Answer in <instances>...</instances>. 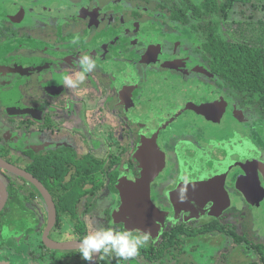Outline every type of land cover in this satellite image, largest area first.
I'll list each match as a JSON object with an SVG mask.
<instances>
[{"label":"flooded vegetation","instance_id":"obj_1","mask_svg":"<svg viewBox=\"0 0 264 264\" xmlns=\"http://www.w3.org/2000/svg\"><path fill=\"white\" fill-rule=\"evenodd\" d=\"M169 2L0 0V82L10 84L0 103V158L41 187L0 169V264H87L77 251L79 239L99 220L124 230L110 216L122 203L117 184L147 171L139 155L154 136L167 137L162 147L176 155L172 163L180 170L174 188L160 192L176 200L183 189L184 198L180 213L174 209L181 218L167 212L145 247L159 248L164 232L175 227L200 232L196 240L181 234L180 247L170 241L162 258L137 257L148 264L168 258L175 264H264V232L253 225L252 209L229 206L208 218L226 202L227 174L238 167L233 181L245 185L258 168L255 157L245 148L231 151L232 142L202 149L194 142L200 132L182 127L193 116L221 124L223 101L233 113L250 104L211 72L204 35L173 20L167 9L177 4ZM55 4L91 8L68 23L40 9ZM141 27L145 32L137 31ZM82 53H91L97 68L78 89L65 88L63 69ZM218 114L219 121L212 117ZM237 151L252 159L236 162ZM197 163L206 166L197 170ZM191 178L205 184L200 188ZM96 264L123 260L112 256Z\"/></svg>","mask_w":264,"mask_h":264},{"label":"rangeland","instance_id":"obj_2","mask_svg":"<svg viewBox=\"0 0 264 264\" xmlns=\"http://www.w3.org/2000/svg\"><path fill=\"white\" fill-rule=\"evenodd\" d=\"M157 1L164 3L165 0ZM167 1L169 5H171L169 0ZM180 1L181 0H174L177 5H180ZM90 8L91 7L87 8L86 5H83V7L71 9V7H60L55 4L50 8L43 6V8L40 9L46 11L48 14L61 17L67 20L66 22L70 23L73 15L80 17L82 13ZM141 11H144V9ZM260 20H264V0H253V4L247 5L237 4L234 6L229 17V21L231 22L247 21L249 24H256V22ZM137 31L145 32V29L141 27L137 29ZM200 43L201 42L198 41L197 44ZM243 98L247 100L248 106L250 104L248 109H244L247 114L241 111L233 113L223 101L224 117L222 118L221 124H204L193 116L187 118L182 127L186 129L189 127L188 124H191L200 132L198 135L194 136V142H198V147L202 149H208L212 145H218L219 147L224 143L232 142V146L230 147L231 151L245 148L255 157L258 168L253 174L250 173V175H254V177H251L245 185H241L239 181L237 183L238 185H235L233 181L232 176L240 171L238 167H234L235 169L227 174L225 182L227 188L226 202L222 203L217 208L215 215H208V218L219 217L229 206L231 207L230 209L237 208L244 213L252 209V213L255 216L253 225L256 227L257 231L261 230L264 232V120L260 117L261 112L257 110L258 105L256 99H250L246 96ZM249 116L253 119L249 118ZM250 120H253V124H251ZM108 124H112V122L110 121ZM15 132L16 130L12 129L10 134ZM166 138L165 136L164 139L160 140L155 136L147 137L146 143L143 144L140 150L142 152L145 150V152L139 155L141 158L140 163L141 165L147 166V171L140 175L139 179H130L125 182L119 181L117 184L118 190L123 195L121 200L122 203H120L119 210L110 209V216L116 224H122L124 230H140L149 233L152 237L157 231V228H159L158 225L162 224L163 226L166 223L167 212L173 215H176L178 212L180 213V210H178L179 206L182 205V202H179L180 198L176 200L166 199L160 192L166 191V189H173L175 184L173 180L178 179L180 173V170L176 169L174 163H172L175 161L176 155L169 154L164 150V147H162V141L168 140ZM201 160L204 159L202 158ZM200 163L196 165L197 170H199L201 166H206ZM181 168L183 170V166H181ZM203 175L204 174L201 173L199 177H203ZM198 179H192L191 181L197 183V185L202 188L201 186L205 183L201 181L203 180L202 178L200 180ZM130 182H134V184L131 185ZM132 189L136 194L130 193ZM154 190L160 194L154 193L155 196L152 193ZM191 198H193L192 203L195 205L201 202L200 199ZM157 200H159V202ZM170 201L172 203H170ZM174 209H177V213ZM223 209L224 211L221 212ZM179 217L176 216L177 219ZM206 219L207 218L204 216L202 220ZM98 223V225L103 224L108 226L100 220ZM132 260L136 264H148V262L141 257H136L127 261L123 260V264H132ZM164 264H175V261L168 258Z\"/></svg>","mask_w":264,"mask_h":264},{"label":"trees","instance_id":"obj_3","mask_svg":"<svg viewBox=\"0 0 264 264\" xmlns=\"http://www.w3.org/2000/svg\"><path fill=\"white\" fill-rule=\"evenodd\" d=\"M252 2L181 0V6L174 5L167 10L173 20L190 24L192 29L204 35L202 48L208 56L211 72L229 88L250 99H256L258 110L264 115V20L256 24L229 21L235 5ZM170 232H164L159 248L151 245L143 247L139 255L149 260L162 258L171 242L180 247L181 234L196 240L200 231L196 228L175 227Z\"/></svg>","mask_w":264,"mask_h":264},{"label":"clouds","instance_id":"obj_4","mask_svg":"<svg viewBox=\"0 0 264 264\" xmlns=\"http://www.w3.org/2000/svg\"><path fill=\"white\" fill-rule=\"evenodd\" d=\"M75 42L74 40L73 43ZM96 68L97 62L91 53L80 54L73 59L70 67L63 69V86L68 89H78ZM182 192L183 189L178 193L181 200L184 198ZM149 239L150 235L147 232L118 230L100 224L79 239L77 251L87 264H96V261H104L112 256L127 261L137 257L140 250L148 244Z\"/></svg>","mask_w":264,"mask_h":264},{"label":"water","instance_id":"obj_5","mask_svg":"<svg viewBox=\"0 0 264 264\" xmlns=\"http://www.w3.org/2000/svg\"><path fill=\"white\" fill-rule=\"evenodd\" d=\"M2 77V75H1V73H0V78ZM9 83H7V82H0V103L2 102L1 101V98H3V97H7L9 94H10V88H9ZM8 88V89H7ZM2 104V103H1ZM207 115V114H206ZM220 114H218L217 116L216 115H213L212 117H213V119H217L218 121H219V119H220ZM249 154V152L248 151H237V154H235L234 155V158H236L237 160H236V162L238 161V159L239 158H243V157H245V156H247L248 157V159L250 160V159H252L251 158V156H249L248 155ZM243 162V161H242ZM247 164L249 163V162H246ZM252 168V167H251ZM0 169L1 170H6V171H8V172H11V173H13L14 175H17L18 177H22V178H27V179H29L33 184H35L36 186H38L40 189H41V187H40V185L35 181V180H33L30 176H28L23 170H21V169H19V168H16V167H14V166H12V165H10L9 163H7V162H5V161H3L1 158H0ZM52 212V214H51V217L54 215V211L52 210L51 211ZM79 245V244H78ZM58 248L60 247V248H62V249H67V248H69V247H71V246H69V247H65V246H57ZM73 248H75V247H73ZM73 248H71V249H73Z\"/></svg>","mask_w":264,"mask_h":264},{"label":"crops","instance_id":"obj_6","mask_svg":"<svg viewBox=\"0 0 264 264\" xmlns=\"http://www.w3.org/2000/svg\"><path fill=\"white\" fill-rule=\"evenodd\" d=\"M252 4H253V2H252Z\"/></svg>","mask_w":264,"mask_h":264}]
</instances>
